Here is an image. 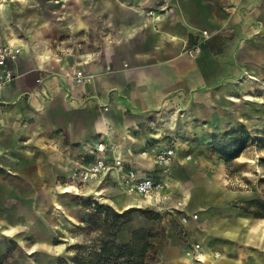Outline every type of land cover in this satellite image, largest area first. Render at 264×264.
I'll return each instance as SVG.
<instances>
[{"label": "crops", "instance_id": "obj_1", "mask_svg": "<svg viewBox=\"0 0 264 264\" xmlns=\"http://www.w3.org/2000/svg\"><path fill=\"white\" fill-rule=\"evenodd\" d=\"M56 3L65 10L33 28L52 49L0 38L23 50L15 81L0 94V208L18 183L52 184L59 175L70 177L73 169L89 166L98 143L139 177H158L155 153L173 146L160 195H129L115 173L88 183L82 194L123 209L177 211L181 203L199 213L193 224L199 259L185 261L264 264V219L238 213L229 218L223 203L210 200L198 159L179 156L206 137L240 127L264 134V0ZM9 15L0 0V20L11 31ZM68 36L77 40L75 46ZM197 41L202 52L186 56L185 48ZM78 72L89 82L75 83ZM61 191L80 193L75 185ZM51 200L57 209L55 194ZM0 233L15 237L6 226L0 225ZM37 246L49 247L46 239Z\"/></svg>", "mask_w": 264, "mask_h": 264}, {"label": "rangeland", "instance_id": "obj_2", "mask_svg": "<svg viewBox=\"0 0 264 264\" xmlns=\"http://www.w3.org/2000/svg\"><path fill=\"white\" fill-rule=\"evenodd\" d=\"M3 1L10 13L11 31L0 20V38L52 49L53 43L41 37L40 32L36 36L33 28L40 26L41 21L48 24L52 14L65 10L57 5V0ZM22 3L32 6L23 8ZM67 40L71 46L77 44L74 37L68 36ZM79 40L82 44L83 40ZM236 140V146L243 148L232 158L230 152H234ZM201 142L200 147L179 152V156L191 153L198 159L200 172L206 175L212 189L210 200L223 203L229 218L238 213L251 219H264V134L252 135L240 127ZM254 160L255 163L250 162ZM77 175L78 170L73 169L70 177L59 175L52 184L44 179L41 184H17L18 190L0 208V225L12 229L15 235L0 233V264H127L136 261L144 240L148 245L143 264H190L185 261L186 252L201 247L193 236V224L199 213L187 210L182 204L177 211L114 208L99 196V200L84 196L82 192L88 183L80 182ZM70 185H75L80 193H62L61 187ZM217 188L233 196L216 195ZM53 194L57 209L51 200ZM192 215L197 219H191ZM186 216H189L187 222L182 223V217ZM118 228L121 230L116 233ZM42 239L47 240L49 247L37 246ZM127 245L134 246L137 253L121 252L120 247Z\"/></svg>", "mask_w": 264, "mask_h": 264}, {"label": "built area", "instance_id": "obj_3", "mask_svg": "<svg viewBox=\"0 0 264 264\" xmlns=\"http://www.w3.org/2000/svg\"><path fill=\"white\" fill-rule=\"evenodd\" d=\"M152 14V11L147 13V15ZM201 35L203 39L208 38L206 31H202ZM201 52L202 43L197 41L187 46L183 53L190 58H194ZM22 54L23 50L20 45L10 44L0 40V94L15 81L17 77L15 71L16 63ZM73 80L77 84H85L89 82V77L78 72L74 74ZM94 153L95 158L91 164L78 170L77 179L82 183H90L106 174L115 173L116 177L119 179V187L124 189L127 194L137 197H149L154 194L160 195L163 192L165 184L161 178L170 173L169 167L175 157L173 146L158 150L154 156V164L159 174L158 177H139L133 169H125L122 159L115 155L111 148L108 150L104 143H98ZM107 153H111L110 157L106 156ZM187 159H190V157L188 156ZM178 206H181V203H179ZM188 217L189 216L182 217V223H186ZM191 219L196 220L197 216L192 215ZM199 248V246H196L193 252L191 250L186 252L187 258H195Z\"/></svg>", "mask_w": 264, "mask_h": 264}, {"label": "trees", "instance_id": "obj_4", "mask_svg": "<svg viewBox=\"0 0 264 264\" xmlns=\"http://www.w3.org/2000/svg\"><path fill=\"white\" fill-rule=\"evenodd\" d=\"M236 145H238V140L235 141L234 152H230L232 158H233V157H234V158L237 157V156H238L237 154H239L240 150L243 148V145H240V146H236ZM120 230H121V228H118L116 233H118V231L120 232ZM137 233H138V232H137ZM140 233L144 234L143 231H141ZM147 245H148L147 241L144 240V244H143L142 248H140V250H139V254L136 255V256H137L136 261H135V262H132L133 264H143V255H144V253H145V249L147 248ZM120 251H121V252H122V251H125V252H127V253H133V254L137 253V250L135 249V247H134V246H130V245H127V246H121V247H120ZM135 251H136V252H135ZM139 255H140V256H139ZM118 257H119V256H118ZM133 261H134V260H133ZM132 263L127 262V264H132ZM77 264H80V263H77Z\"/></svg>", "mask_w": 264, "mask_h": 264}, {"label": "bare ground", "instance_id": "obj_5", "mask_svg": "<svg viewBox=\"0 0 264 264\" xmlns=\"http://www.w3.org/2000/svg\"><path fill=\"white\" fill-rule=\"evenodd\" d=\"M252 106V105H251ZM262 114H264V113H262ZM96 194V193H95ZM99 194V193H98ZM100 197V196H99ZM204 248V247H203ZM207 256V255H206ZM199 259V256L197 255L196 257H195V260L197 261ZM203 260V259H202Z\"/></svg>", "mask_w": 264, "mask_h": 264}]
</instances>
